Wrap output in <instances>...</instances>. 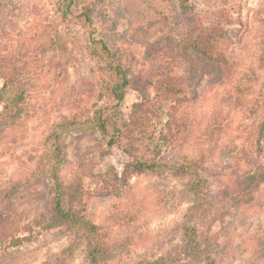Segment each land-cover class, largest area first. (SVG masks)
Returning a JSON list of instances; mask_svg holds the SVG:
<instances>
[{"label": "rangeland", "instance_id": "obj_1", "mask_svg": "<svg viewBox=\"0 0 264 264\" xmlns=\"http://www.w3.org/2000/svg\"><path fill=\"white\" fill-rule=\"evenodd\" d=\"M187 6L183 14L177 0H75L70 9L62 0H0V59L13 75L0 80V223L10 217L16 237L29 241L4 257L0 252V264H88L82 237L64 227L47 229V136L67 118L75 125L60 135L66 153L60 175L78 189L69 206L99 227L108 250L103 264H194L181 242L189 177L136 172L126 173L119 189L102 183L106 174L125 173L92 122L95 109L109 101L110 74L94 53L101 44L121 54L140 90H126L118 119L125 121L149 96L156 113L142 127L156 140L167 120V105L153 102L160 83L180 84L188 95L175 105L183 136L161 147L160 160L172 167L200 161L208 216L199 227L213 232L216 262L264 264V181L247 204L228 201L252 169L245 154L259 150L264 172V71L258 67L264 0H187ZM204 33L218 38L231 69L227 80L200 68L186 50Z\"/></svg>", "mask_w": 264, "mask_h": 264}, {"label": "trees", "instance_id": "obj_2", "mask_svg": "<svg viewBox=\"0 0 264 264\" xmlns=\"http://www.w3.org/2000/svg\"><path fill=\"white\" fill-rule=\"evenodd\" d=\"M65 6L70 9L75 0H62ZM183 14L188 12L187 0H177ZM85 22H89L90 17L83 13ZM217 37H212L207 33L200 34L197 39L187 42L186 50L193 52L200 68L209 66L214 69L219 80H227L231 76V69L226 62L222 49L216 46ZM95 52L105 62V70L110 74V81L104 87V94L109 101L106 105H100L95 109L92 116L94 127L99 131L106 141L109 151L118 158L119 164L123 168V174L118 177L117 173L111 172L106 174L102 179L105 187L119 189L121 181L129 177L126 173H151L165 174L168 173L176 178L189 177L186 183L190 205L184 214V221L181 225V242L184 249V258L191 260L194 264H218L212 256L214 252V236L210 229L201 230L200 223H204L208 216L206 209L207 199L205 197V179L202 175L203 168L200 161H188L178 166H170L160 160V149L164 146H174L178 144L179 138L183 136L184 123L176 116V104H182L188 100V95L183 92L180 84L175 80L166 79L160 83L157 95L153 102L157 104H166L167 120L163 125L161 135L156 140L154 131H148L142 127L148 121V116L156 113V109H151V98L144 96L140 103L132 106L133 110L129 111L125 121H120L116 114L119 105L122 103L127 89L139 90L135 86L137 77L134 75L125 63L122 61L121 54L112 52L105 44L97 47ZM175 48V47H174ZM185 49V48H184ZM260 70L264 71V53L259 58ZM8 64L0 59V80H8L13 77ZM203 68V69H204ZM203 71V70H202ZM168 78V76H167ZM158 78L157 80H163ZM140 82L147 81L139 76ZM13 81V79H11ZM261 100V106H264V95ZM241 98L238 103L242 104ZM137 110V111H134ZM2 122L0 117V123ZM121 122V123H120ZM75 125L74 119H63L61 122L52 126L51 133L47 140L52 145L46 159L43 161L48 180L52 184L51 197V220L47 229L64 227L75 235L76 239L82 237L86 244V260L88 264H103L107 259L108 250L105 243L100 239L99 227L89 221L74 206H69L73 198L78 193L77 187L73 184L65 185L60 169L64 162L66 153L60 142V135L70 130ZM264 119L260 123V134L264 131ZM246 164L252 165V169L244 172L240 177V187L231 198L228 199L231 204H247L252 201L254 194L264 181V172L260 169V155L257 150L256 155L245 154ZM119 178L120 182H119ZM227 193H225L226 195ZM75 196V197H74ZM20 231H23L21 229ZM18 232L14 223L8 217L5 222L0 223V252L2 257L10 254L11 251L21 246L22 241H28L16 237ZM29 242V241H28ZM73 244H71L72 248ZM154 264H161L155 261Z\"/></svg>", "mask_w": 264, "mask_h": 264}]
</instances>
